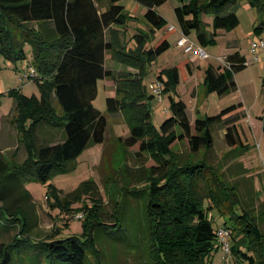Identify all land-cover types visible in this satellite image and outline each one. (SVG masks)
I'll return each instance as SVG.
<instances>
[{
    "label": "trees",
    "instance_id": "trees-1",
    "mask_svg": "<svg viewBox=\"0 0 264 264\" xmlns=\"http://www.w3.org/2000/svg\"><path fill=\"white\" fill-rule=\"evenodd\" d=\"M117 1L112 0L109 7L99 13L94 0H0V53L23 58V42L30 41L33 66L39 76L34 80L41 92L39 98L28 97L18 90L8 93L16 100L12 122L17 127L19 141L25 145L27 157L16 162L0 155V201H7L0 204V222L5 227L14 223L19 225V231L11 242H0V264H12L13 251L17 250L18 254L24 248H31V259L37 264H88L90 255L99 259L101 253L96 231L103 228L107 232L122 219L121 213L117 223L106 224L100 220L97 208L84 206L87 212H83L81 217L84 219L82 236L58 237L57 232L35 240L28 233L32 225L28 211L10 204L12 193L17 194L15 201H32L33 197L23 183L25 179L46 183L55 175L69 170V164L86 148L104 142L108 120L93 101L98 94V80L115 77L110 69H104L105 50L115 52V59L126 66H141L142 71L145 58L153 60L170 47L168 39L163 37L148 51L142 50L146 34L139 31L134 35L137 49L131 50L132 55L117 53L122 51L115 48L116 41L119 46L122 44L120 31L111 29V36L106 41L104 39V29L127 24L129 16ZM134 1L145 8L144 18L152 27L160 28L167 23L157 12V7L167 0ZM247 1L260 13V20L254 27V33L260 35L264 30V0ZM236 3L237 0H188L175 7V13L185 34L194 31L199 45H215L218 30L229 32L239 24L238 16L229 11ZM205 17L210 19V24ZM46 20L55 24L54 38L37 34L28 26L29 22ZM20 27H23L22 32ZM226 60L228 66L209 64L204 70L202 85L205 93L222 96L236 89L235 74L247 66V59L235 51ZM192 64L193 61L186 57L181 66L167 67L158 73L157 77L165 85L163 93L169 97L170 110V117L159 129L152 121L148 98L153 95L149 96L142 85V72L132 77L131 73L125 74L128 76L126 81L132 83L130 87L126 88L127 84L124 89L119 87L120 92L106 98L108 112L124 113L130 128L127 137L117 139L126 147L139 144L138 153H148L159 163L149 167L151 176L145 192L147 258L152 264H212L211 257L218 250L217 228L213 226L211 212L217 210L218 197L222 198L226 193V186L215 182L212 188L207 184L208 164L180 162L173 144L187 139L190 152L195 154L202 147L210 149L214 145L212 127L215 124H224L230 146L240 143L235 122L239 119L236 109L241 104L230 105L216 115L197 116L191 124L186 103L174 98L180 81L193 74ZM261 119L264 133V116ZM42 121L64 126V141L42 144L37 135V126ZM91 185L94 182L90 178L63 197L60 190L51 186L48 194H52L55 203L50 206L68 209ZM230 193L226 198L235 209L238 198L233 190ZM6 212L10 216H6ZM236 213L238 223L231 228L236 234L231 232L230 253L240 258L242 264H264L263 248H258L262 245L263 234L256 220L243 210ZM3 220L8 223H3ZM246 238L251 239V244H244Z\"/></svg>",
    "mask_w": 264,
    "mask_h": 264
},
{
    "label": "rangeland",
    "instance_id": "rangeland-1",
    "mask_svg": "<svg viewBox=\"0 0 264 264\" xmlns=\"http://www.w3.org/2000/svg\"><path fill=\"white\" fill-rule=\"evenodd\" d=\"M184 1L188 2V0ZM120 3L125 6V13L129 17L125 28L115 27L120 31L119 37L122 43L119 46L116 41L115 48L119 47L122 50L117 53L127 56L132 55L131 50L137 49V41L129 33V30L135 28L146 34V39L141 46L142 50L148 51L157 45L163 37L169 39L170 47L153 60L145 58L142 71L141 66L130 67L119 62L115 59L117 57L115 52L109 51L107 63L109 67L114 68L111 71L115 77H107L108 88H105L102 80L98 82V94L93 102L94 106L108 120L104 142L86 148L69 164V170L55 175L46 183L25 179L23 183L33 197L32 201H15L17 194L12 193L10 194V204H13L15 208L19 206L28 211L27 216L32 224L28 233L35 240L47 235H56L57 232H59L58 237L82 236L84 219L77 215L87 212L83 209L84 206L87 209L97 208L100 220L106 224L117 223V218L122 213L123 216L119 224L113 225L107 232L103 228L96 231L97 246L101 253L99 259L93 254L90 255L88 264H152L147 258L145 192L148 178L151 176L149 167L159 163L148 153H138L139 144L126 147L121 140L117 139L118 137H127L130 128L125 122L124 113L111 114L108 112L106 98L120 92L119 87L124 89L126 84V88L130 87L132 83L126 81L128 76H124L125 74L131 73L130 77H132L140 75L141 72L142 85L150 96L149 84L156 80L158 71L175 65L181 66L182 60L189 55L193 61L191 68L196 75L190 77V80L180 81L176 87L174 98L181 99L186 103L188 115L192 121L197 116L204 118L216 115L222 109L242 102L243 97L247 100L250 109L246 110V115L238 120V130L242 139L239 146L241 149L237 146L229 149L224 135L226 130L224 124H215L212 127L214 137L212 148L202 147L195 154L190 152L188 141L184 139L175 142L173 150L180 162L196 161L208 164L210 174L207 184L212 188L215 182H222L226 186V193L222 194V198L218 197L217 210L211 212L214 228L227 225L232 232L231 228L238 223L236 212L243 210L256 220L263 234L262 245L260 244L258 248L262 247L264 251V133L261 119L264 116V47L257 50L258 60L254 59L255 53L251 51L252 41L264 39V30L260 35L254 33V27L260 20L259 11L257 8L251 7L247 0H237V3L229 11L238 16L239 24L232 31L218 34V42L215 45L203 46L210 57L200 59L205 60L200 65L196 61L198 59V56L195 55L196 51L186 53L182 47L176 45V40L180 37L177 31L180 25L175 7L183 5V0H167L158 6L157 12L167 21L160 28L152 27L148 23L141 13L143 6L134 0H121ZM171 25H174L177 30L170 31L168 28ZM188 35L192 41L198 44L194 31ZM25 49V53L26 51L31 53L29 44ZM236 50L248 60L247 66L236 73V89L222 96L216 93H205L202 84L204 70L208 64L212 63L216 67L224 66L217 58L224 57ZM26 60V56L15 58L0 53V87L4 88L6 94L12 90H18L28 97L39 98L41 92L37 82L34 79H29L30 82L22 84L20 81L24 78L23 70L18 74L13 67L9 66V64L26 62ZM7 97L13 98L8 95ZM148 99L153 124L159 129L160 125L170 117V110L165 112V107L169 108V97L165 93L162 100L155 96ZM54 127L57 130H63L62 126ZM41 139L40 142L44 143L43 138ZM8 142L7 138L0 140V155ZM7 153L10 152L7 151ZM244 156L246 161H241ZM90 178L94 185L88 186V191L82 193V197L78 201L76 199L70 204L69 210L65 208L60 210L50 206L55 203L52 194H48L51 186L60 190V195L63 197L76 190L81 183ZM231 190L238 198L235 209H233L232 202L226 198V194L230 195ZM6 203V200L0 201V204ZM61 205L63 206V204ZM5 215L10 216L7 212ZM2 222L8 223L5 220ZM18 231V223H14L11 227H5L0 222V242H11ZM233 233L236 234V231ZM250 240V238H246L244 244H251ZM13 252L15 256L12 264H37L31 259L30 254L33 252L31 248L21 249L18 254L17 250ZM211 259L212 264L243 263L234 254L221 249H218Z\"/></svg>",
    "mask_w": 264,
    "mask_h": 264
},
{
    "label": "crops",
    "instance_id": "crops-1",
    "mask_svg": "<svg viewBox=\"0 0 264 264\" xmlns=\"http://www.w3.org/2000/svg\"><path fill=\"white\" fill-rule=\"evenodd\" d=\"M120 1L121 0L117 1V3L121 4ZM111 3H112V0H94V4L98 7V9H99L98 12L99 13L101 11L107 9ZM184 3H186V1H184ZM121 5H123V4H121ZM157 9H158V7H157ZM124 11H125V6H124ZM141 13L144 15V13H145V8L144 7L142 8ZM205 20L208 22V24H210V19L209 18L205 17ZM28 26L30 28H33V30L35 32H37V34L49 35L50 38H54L56 36L55 24H54L53 21H48V20L40 21V22L39 21H32V22L28 23ZM115 27L116 26L113 25L110 28L104 29V39H105V41L108 39V37L111 36V33H109V30H111V29L115 30L116 29ZM125 27H126V25L124 26V28ZM120 28H123V27H120ZM22 30H23V27H20L19 31L22 32ZM138 32H139V29H137V28L129 30V33H130L131 36H134ZM223 33H227V32L224 31V30H221V29L218 30V34H223ZM31 37H34V36H31ZM168 41H169V39H168ZM216 41L218 42V37H216ZM28 44L31 46V53H29L28 51H26V53H25V50H26L25 48H26V46ZM22 48H23V52H24V54H25V56L27 58L26 62H19V63L16 62V63L9 64V66L13 67L14 71L16 73H18V74L20 72H22V70H23V73H24V71L29 69L30 66H33V62L32 61H33V56L34 55H33L32 43L30 41L25 40L23 42V47ZM234 52L235 51L230 52L229 54H232ZM229 54L225 55L224 57H227ZM187 57H189L190 60H192L189 55H187ZM107 60H108V52H106V50H105L104 51V69H110V70L114 69V68H111V67L108 66ZM196 61L198 63H200V65H201L203 63L202 61H205V60L197 59ZM210 64H212V63H210ZM160 70H162V69H160ZM160 70L158 71V73L160 72ZM199 71H200V69H199ZM195 75H196V73L194 71L193 74L190 77L192 78ZM235 76H236V74H235ZM157 78L158 77L156 76V79ZM189 78L187 80H190ZM100 80H102L104 82L105 88H108L107 77L99 79L98 82ZM30 81L31 80H29V79L22 78V80L20 82L22 84H25V83L30 82ZM235 81H236V79H235ZM236 84H237V82H236ZM0 92H1V94H0V140L1 139L3 140L4 138L9 139V142L6 144V147H4V149H2V155L9 161L22 162L27 157V150L25 148V145L22 142L19 141L17 127L12 122V118L14 117V115L16 113L15 112L16 100L14 98H8L7 97L8 94H6V91L4 92V88L3 87H0ZM1 96H3V97H1ZM238 104H241V106L236 109V113L239 115V118H240V117L246 115V110H249L250 106H249L247 100L244 97L242 99V102H239ZM186 113H187V116H188V118H189V120H190V122L192 124L195 119L193 121H192V119H190V117L188 115L187 108H186ZM238 120L235 122L237 124V128H238V123H239ZM54 126L57 127V126H61V125H53V124H51L49 122H46V121H42V122H40L38 124V126H37V135H38L40 140H42L41 138H43L44 143H42V144H44V145H53V144L60 143V142L64 141V139H65L64 126H62V128H61L63 130H57ZM225 134H226V130H225L224 135ZM238 135H239V138H240V143L238 144L237 147H239L241 145V142H242L239 130H238ZM228 146H229L228 147L229 149L235 148V146H230V145H228ZM7 151H9L10 153L8 154ZM241 161H246V157L244 156ZM24 186L26 188L25 184H24Z\"/></svg>",
    "mask_w": 264,
    "mask_h": 264
},
{
    "label": "built area",
    "instance_id": "built-area-1",
    "mask_svg": "<svg viewBox=\"0 0 264 264\" xmlns=\"http://www.w3.org/2000/svg\"><path fill=\"white\" fill-rule=\"evenodd\" d=\"M170 31H176L177 28L174 25L169 26L168 28ZM179 32V38L176 41V45L178 47H182L184 52L190 53L193 51H196L195 55H197L198 59H207L210 57V55L205 51L203 46L196 44L194 41L191 40L189 35L185 34L183 30L179 27L177 30ZM260 47H264V39H259V41H252L251 44V51L255 53L254 59L258 60L259 56L257 54V50ZM220 63H222L224 66H228V62L225 57H218L217 58ZM245 64H248V60L245 62ZM24 79H35L38 76V73L36 69L33 66H30L29 69L25 70L23 73ZM164 82L163 80L157 78L154 82H151L149 84V89L151 91V94L155 97H157L159 100H162L164 96ZM165 112H169V109L165 107ZM79 218L82 217V214L77 215ZM230 236L231 231L226 226H220L216 230V237H217V246L218 249L223 250L224 252L230 253Z\"/></svg>",
    "mask_w": 264,
    "mask_h": 264
}]
</instances>
